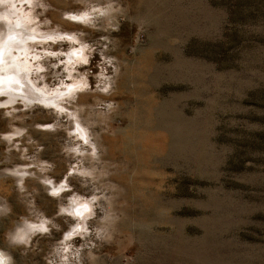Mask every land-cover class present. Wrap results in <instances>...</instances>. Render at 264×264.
Listing matches in <instances>:
<instances>
[{"label":"rangeland","instance_id":"rangeland-1","mask_svg":"<svg viewBox=\"0 0 264 264\" xmlns=\"http://www.w3.org/2000/svg\"><path fill=\"white\" fill-rule=\"evenodd\" d=\"M3 36L0 264H264V0H0Z\"/></svg>","mask_w":264,"mask_h":264},{"label":"bare ground","instance_id":"bare-ground-1","mask_svg":"<svg viewBox=\"0 0 264 264\" xmlns=\"http://www.w3.org/2000/svg\"><path fill=\"white\" fill-rule=\"evenodd\" d=\"M6 31H8V30H6ZM0 41H5V36H3V37L1 38ZM21 42H23V41H21ZM21 42H20L19 44H17L16 49L19 50V49L24 48V47L22 46L23 44H22ZM20 44H21V46H20ZM7 47H8V46H7ZM17 61H18V60H17ZM16 67H17V69H15V70L18 72V74H16L17 72H16V73L13 72V73L15 74L16 77H15V76H14V77H13V76H12V77L10 76V74H11L12 72H9V71H8V72H3V71L0 70V83H2L3 81H4V82H5V81H8V83L6 84L7 86L5 85V86H6V89H8V88L11 86V85H10V82H11L10 79H15V78H16V79H19V78H18L19 76H20V79H21L22 76H23V73H22V71H21L22 67H21L20 65H17ZM7 75H9V76H7ZM17 75H18V76H17ZM1 76H2V77H1ZM28 83H29V82H28ZM31 87H32V86H31ZM31 87H29L30 90H27L28 93H29V95H30V96L33 95L34 97H35V96H39L38 94H36L37 92L34 93V92H35L34 89H33L34 91L31 90ZM0 88H1V87H0ZM4 88H5V87H4ZM24 89H25V88H24ZM27 89H28V88H27ZM29 99H30L31 101L33 100V99L30 98V97H29ZM35 99H36V97H35ZM39 99H40V100H43V101H47V99L41 97V95H40V98H38V100H39ZM50 102H51V101H50Z\"/></svg>","mask_w":264,"mask_h":264},{"label":"snow or ice","instance_id":"snow-or-ice-1","mask_svg":"<svg viewBox=\"0 0 264 264\" xmlns=\"http://www.w3.org/2000/svg\"><path fill=\"white\" fill-rule=\"evenodd\" d=\"M77 215H79V213H77ZM46 231V229H44Z\"/></svg>","mask_w":264,"mask_h":264}]
</instances>
